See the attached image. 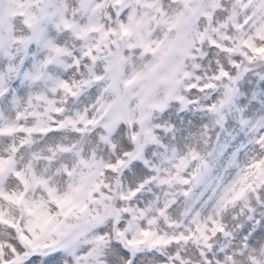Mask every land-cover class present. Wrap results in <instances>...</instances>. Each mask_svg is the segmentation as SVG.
Wrapping results in <instances>:
<instances>
[{
    "label": "snow or ice",
    "instance_id": "6c2138e0",
    "mask_svg": "<svg viewBox=\"0 0 264 264\" xmlns=\"http://www.w3.org/2000/svg\"><path fill=\"white\" fill-rule=\"evenodd\" d=\"M0 264H264V0H0Z\"/></svg>",
    "mask_w": 264,
    "mask_h": 264
}]
</instances>
